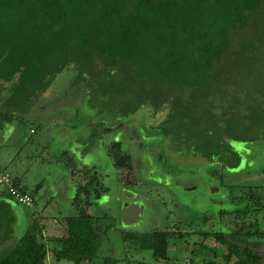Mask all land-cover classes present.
<instances>
[{
  "label": "trees",
  "instance_id": "trees-1",
  "mask_svg": "<svg viewBox=\"0 0 264 264\" xmlns=\"http://www.w3.org/2000/svg\"><path fill=\"white\" fill-rule=\"evenodd\" d=\"M68 67L85 83L83 94L99 100L98 112L125 116L148 106L155 115L169 106L162 133L182 153L210 163L226 193L223 207L197 220L122 228L125 253L150 251L160 264L183 250L189 264H264V184L241 179L264 172V160L257 167L264 149V0H0V82L13 84L2 122L23 120ZM123 116L103 132L122 128ZM42 128L34 126L30 140ZM106 148L112 164L130 172L132 179L120 178L123 186L138 185L132 154L119 141ZM61 153L71 174L81 171L67 235L45 237L34 216L17 244L0 253V264H130L128 255L108 254L113 225L95 211L108 190L100 172L77 168L72 154ZM0 170L35 202L42 183L30 190Z\"/></svg>",
  "mask_w": 264,
  "mask_h": 264
},
{
  "label": "rangeland",
  "instance_id": "rangeland-1",
  "mask_svg": "<svg viewBox=\"0 0 264 264\" xmlns=\"http://www.w3.org/2000/svg\"><path fill=\"white\" fill-rule=\"evenodd\" d=\"M76 74L75 69L65 68L53 81L50 99H47L46 91V95H42L41 99L29 108V113L40 112V116L46 118V126L48 116H55L61 121L64 117L72 115L79 118L78 127L73 129L66 139L59 138L55 134L56 128H42L38 131L36 140L42 137L46 141L48 138L49 155H52L48 158H52L53 162L55 164L58 162L60 166L57 168L54 165L52 176L50 169H47L46 166L43 167V174L47 173L45 186L47 187V182H51L52 179L59 180L63 185L64 192L59 203L64 209L69 210L72 199L69 196V188L63 184V179H66L68 173L71 172H69V168L58 161L62 154L60 151H68L69 154H72L77 168H81L80 166L83 165L95 166L100 172L103 185L108 188L97 200V210H95L97 214L104 216V222L113 225L108 234L109 239L106 241V247L110 248L108 254L120 258H125L128 255V259L131 260L130 264H160L152 260L150 251L125 253L120 230L124 228L144 231L164 224L170 225L177 219L197 220L203 212L216 211L223 207L226 193L219 191L221 185L211 175L210 163L205 159L202 160L200 156L196 160L190 151L182 153L174 139L169 140L162 133L159 125L166 119L169 106L162 108L155 115L152 114V110L148 106H144L134 113H127L125 116L115 114L113 108L107 109V111L101 109L98 112L97 108L100 106L97 105V102L99 100L91 101L86 93L83 94L82 89L85 87V83L82 79H76ZM6 95L7 92L4 97ZM76 107L77 110H75ZM119 116H123L120 119L124 121L125 125L122 128L103 132L105 127L113 128L115 125L113 121L116 122V118ZM73 117L68 120L69 123L71 119L74 121ZM33 120L34 118L23 128L29 130L30 126L36 125L32 122ZM91 121L95 124H91ZM17 136L18 134L13 136L7 134V137H0L1 151L4 154L14 152L13 155L16 157H22V154L28 151L25 148L22 153H18L21 148L18 149L19 139L14 141ZM49 136L53 139L49 140ZM113 141L121 142L122 149L132 154L135 172L140 178L139 184L134 188L123 186L120 179L121 177L122 179H132L129 176L130 172L128 173L127 169L120 171L108 158L106 144ZM44 144L45 142L41 140L40 145ZM93 149L95 154L90 155L88 151H93ZM257 153L258 167L260 163H263L264 149H258ZM53 154L56 155V158ZM38 172L33 170V178L39 177ZM241 179L255 182L262 180L264 184V172L243 176ZM4 189L3 186H0V191L4 195L2 200L23 215L28 212L33 219V209L16 203L17 201L10 199L9 196L6 197ZM94 208L96 209V207ZM5 210H7V206H0L1 233L11 224L7 215L8 211ZM24 225L25 218L14 224L16 234L21 232ZM194 241L195 238L191 239L190 247L195 246ZM207 242H212V239ZM186 245L184 244V246ZM188 257H190L188 250L178 251L172 260L163 264H189ZM137 260L141 262L137 263ZM52 261L51 264H76L67 259ZM125 262L123 261L122 264Z\"/></svg>",
  "mask_w": 264,
  "mask_h": 264
},
{
  "label": "crops",
  "instance_id": "crops-1",
  "mask_svg": "<svg viewBox=\"0 0 264 264\" xmlns=\"http://www.w3.org/2000/svg\"><path fill=\"white\" fill-rule=\"evenodd\" d=\"M11 85L13 84L0 82V111H7V109H9V106L7 105V99L11 94ZM51 88L52 85L47 89V99H50L49 95ZM5 92H7L6 97H4ZM44 95H46V92L44 93ZM39 113L40 112H37V114H33L31 112L27 113L23 120L16 119L10 122H2L0 119V137H7V134H9L10 136L18 134V136L14 139V141H17L19 139L18 149L21 148V151H18V153H22L25 148L28 149L26 153L22 154V157H16V155H13L14 152H11L7 155L4 154L3 151H1L0 145V169L10 170L21 180V184L27 189L34 190V187L37 184L42 183L41 188L34 194L35 202L34 205L30 208L33 209L32 213L34 214V216L39 217L41 224L44 226L43 230L45 237H61L67 235L65 218L74 212L73 205L71 202L70 209L66 210L59 203L62 195L64 194L63 185L61 184V182H59V180L52 179L51 182H47V187L45 186V176L47 175V173L45 175L43 174V167L46 166L47 169H50V175L52 176L54 165L57 168L60 166L58 162L55 164L52 158H48V156H52L49 155V147L47 146L48 138L46 141L42 137H39L38 140H36L37 137L33 140H30V134L33 133L32 130L34 129V126L41 124L44 129L56 128L55 134L59 138L66 139L70 136L71 131L78 127L79 118L73 117L74 115H72L71 117H73L74 121H72L71 119L69 123L68 120L71 118L70 116L64 117L62 121L60 118H57L55 116H48V123L46 126V118L40 116ZM33 118L34 120L32 122L36 123V125L30 126L29 130H27L26 128L24 129L23 126H25V124H27ZM49 138V140L53 139V137L50 136ZM41 140L45 142L43 146L40 145ZM88 153L90 155H94L95 150L93 149V151H88ZM53 155L56 158V155ZM33 170L37 172L39 171V177L33 178ZM80 173L81 171L75 172V174L68 173V177L66 179H63V184L67 188H69V196L71 197V199H73V196L76 192L78 185L77 182L81 179ZM3 196L4 195L2 194V191H0V206H7V210L5 211H8L7 215L8 218H10L11 224L6 227L3 233H1L2 230L0 231V252H4L5 250L12 248L11 246L16 245L19 238L27 231L30 224L32 223V220L34 219V217L32 219V215L28 212L27 214L23 215L18 210L12 209V206L9 203L2 200ZM5 196L8 197V195L6 194ZM9 198L13 199L10 196ZM40 199H43V201H40ZM13 200L16 202L15 199ZM39 201L42 202V204H40ZM22 212L24 213V210H22ZM23 218H25V225L21 232L16 234L13 226L18 220H21ZM50 245L52 246L51 242Z\"/></svg>",
  "mask_w": 264,
  "mask_h": 264
},
{
  "label": "built area",
  "instance_id": "built-area-1",
  "mask_svg": "<svg viewBox=\"0 0 264 264\" xmlns=\"http://www.w3.org/2000/svg\"><path fill=\"white\" fill-rule=\"evenodd\" d=\"M0 186H3L9 190L11 197L17 202L32 207L34 204L33 198L29 193L19 190L13 183V177L10 172L0 170Z\"/></svg>",
  "mask_w": 264,
  "mask_h": 264
}]
</instances>
